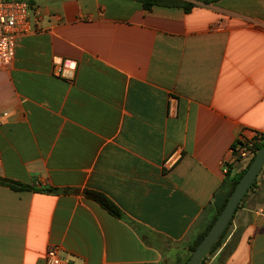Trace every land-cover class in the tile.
<instances>
[{"label":"crops","instance_id":"crops-1","mask_svg":"<svg viewBox=\"0 0 264 264\" xmlns=\"http://www.w3.org/2000/svg\"><path fill=\"white\" fill-rule=\"evenodd\" d=\"M177 1L194 6L35 0L0 71V264L54 247L72 264H183L212 222L226 169L247 165L231 148L264 138V0ZM263 205L264 168L204 264H264Z\"/></svg>","mask_w":264,"mask_h":264},{"label":"built area","instance_id":"built-area-1","mask_svg":"<svg viewBox=\"0 0 264 264\" xmlns=\"http://www.w3.org/2000/svg\"><path fill=\"white\" fill-rule=\"evenodd\" d=\"M31 23L29 20V6L25 0H0V71L8 68L14 61L18 38L30 32ZM67 62L60 60L55 64L57 76H64ZM176 104L174 100L169 105V115H176ZM263 141L261 135L255 138H242L241 144L230 150L232 160L235 162L245 161L248 164L258 152L256 145ZM182 158V152L178 149L173 152L165 161L164 167L173 169ZM227 161H224V166ZM227 171V169H226ZM258 213L264 216V205L258 209ZM45 264H72L64 260L59 249L50 248L46 253Z\"/></svg>","mask_w":264,"mask_h":264},{"label":"trees","instance_id":"trees-1","mask_svg":"<svg viewBox=\"0 0 264 264\" xmlns=\"http://www.w3.org/2000/svg\"><path fill=\"white\" fill-rule=\"evenodd\" d=\"M26 1L28 3L29 9L33 10L34 7H35V0H26ZM135 1L141 3V5L143 6L144 10H146V11H151L155 6H170V7L181 6V7H183L185 9L186 12H189L191 10V8L194 6L193 3H189V2L179 3V1H177V0H135ZM195 1L203 2V3H209V2H214L216 0H195ZM263 146H264V138H263V141L261 143L256 145V150L257 151L260 150ZM250 162L245 166V168H243L237 174L233 173V169H232V167L230 165L228 166L227 177L229 179V191H228L224 201L222 202V204L218 207L212 222L207 226L206 230L197 237L195 242L192 245H190V247H189V256L187 257V259L185 260V262L183 264H186V262L190 258L191 253L194 251V249L201 242L203 237L206 235V233L209 231V229L211 228V226L213 225V223L217 219L218 215L223 210V208L226 205L229 197L231 196V194H232L237 182L242 177V175L246 172ZM256 181H257V179L255 180L252 188L256 184ZM5 182L8 183V185L10 187H12L14 190H18V191H22V190H37V191H40V190H42V189L34 188V187L30 186V185H26V184H22V183H19V182H16V181H12V180H8V181H5ZM247 194L245 195V197L247 196ZM84 195L86 196V198H88V199L96 202L97 204H99L102 208H104L106 211H108L113 216H115L117 218H122L123 217V214H122V211L120 210V208L107 195H105L104 193H102L100 191H95V190L88 189V190L84 191ZM244 198H243V200H244ZM242 201H241V203H242ZM241 203H240V205H241ZM231 223H232V221L229 223V225L226 228V230L223 232V234L221 235L219 240L215 243V245L213 246L211 251L208 253V255L204 258V260L202 261L201 264H204L206 258L209 255H211L212 253H214L220 247V245L222 244V242H223V240H224V238H225V236H226V234H227V232L229 230V227H230Z\"/></svg>","mask_w":264,"mask_h":264},{"label":"water","instance_id":"water-1","mask_svg":"<svg viewBox=\"0 0 264 264\" xmlns=\"http://www.w3.org/2000/svg\"><path fill=\"white\" fill-rule=\"evenodd\" d=\"M264 168V146L258 150L253 160L250 162L246 172L237 182L231 196L224 206L217 219L203 237L198 246L191 253L186 264H201L204 258L211 251L215 243L219 240L223 232L232 221L235 213L245 197L252 188L258 175Z\"/></svg>","mask_w":264,"mask_h":264},{"label":"rangeland","instance_id":"rangeland-1","mask_svg":"<svg viewBox=\"0 0 264 264\" xmlns=\"http://www.w3.org/2000/svg\"><path fill=\"white\" fill-rule=\"evenodd\" d=\"M29 12H31V10L29 9ZM245 164H246V162H245ZM259 176V175H258Z\"/></svg>","mask_w":264,"mask_h":264}]
</instances>
